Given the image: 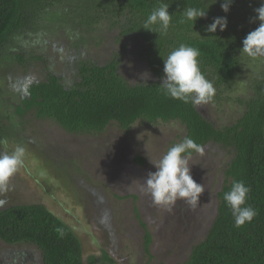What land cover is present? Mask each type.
Returning a JSON list of instances; mask_svg holds the SVG:
<instances>
[{"label":"trees","instance_id":"1","mask_svg":"<svg viewBox=\"0 0 264 264\" xmlns=\"http://www.w3.org/2000/svg\"><path fill=\"white\" fill-rule=\"evenodd\" d=\"M234 0L230 6L245 22L255 0ZM261 1V0H260ZM224 0H0V61L25 65L37 58L20 43L24 35L34 40L57 29L68 33L72 55L70 73H48L43 81L30 83L25 95L16 103L5 97L4 80L0 78V98L14 107L11 115L23 116L34 111L37 118L55 121L69 133H102L111 123L128 130L137 122L156 124L177 121L190 137L204 147L219 143L232 148L225 170L226 180L218 193L216 216L205 236L196 244L186 261L180 264H264V69L249 84L251 95L238 98L244 106L240 117L230 126L216 128L198 106L167 96L162 89L163 59L180 45L199 50L200 71L215 92L231 84L241 65L242 41L259 23L238 28L236 20L227 17L224 31L208 33L206 28L219 15ZM161 4L169 5L172 20L167 31L158 25L154 32L143 29L149 14ZM207 10L206 18L193 24L184 21V9ZM120 37L134 36L144 41L140 51L157 80L130 84L120 73L122 51L108 62L97 63L79 56L88 41L86 35L98 30L102 22ZM39 58V57H38ZM69 77L71 83L65 82ZM217 97V95H216ZM215 97V98H216ZM6 114V113H5ZM7 116V115H6ZM9 117V116H8ZM0 117V142L5 127ZM9 130V128H8ZM195 154V152L193 153ZM144 164L143 158H136ZM233 181H243L250 188L245 206L256 216L237 227L224 194ZM0 239L7 244L35 245L42 264H84L80 239L73 229L43 204H15L0 209ZM145 247L151 243L146 234ZM88 264H115L102 251L101 258L91 256Z\"/></svg>","mask_w":264,"mask_h":264},{"label":"rangeland","instance_id":"2","mask_svg":"<svg viewBox=\"0 0 264 264\" xmlns=\"http://www.w3.org/2000/svg\"><path fill=\"white\" fill-rule=\"evenodd\" d=\"M260 5L261 1L255 0L245 22L233 10H220L219 15H229L228 20H236L240 28L260 23L252 22L254 10ZM70 37L59 29L45 32L36 40L29 34L21 36L20 43L37 58L25 65L0 61L5 97L18 103L30 83L45 80L48 73L69 74L73 67L69 62ZM86 39L88 43L79 53L83 59L104 64L122 51L124 42L122 76L130 84L158 79L141 58L144 41L134 36L121 38L120 30H110L105 21ZM262 69L264 57L251 58L241 52L240 69L231 84L215 92L209 103L198 106L202 114L218 129L235 123L244 109L238 98H249V84ZM146 71L148 79L142 77ZM69 79L66 75L65 82L71 83ZM8 105L0 98V117L7 134L0 142V155H11L17 146L23 147L25 154L8 189L0 191V209L43 204L80 239L84 264L91 256L101 258L102 251L115 264H180L205 238L216 216L218 193L226 180L232 148L212 142L203 147L202 156L193 154V179L205 187L200 205L193 210L177 200L168 211L154 205L140 185L149 172L156 171L153 163L185 138L186 128L181 123L137 122L128 130L111 123L102 133L75 134L53 120L37 118L34 111L11 115L14 107ZM136 158H143L145 163L139 164ZM146 234L151 237L148 250ZM0 264H42V257L35 245H10L0 239Z\"/></svg>","mask_w":264,"mask_h":264},{"label":"clouds","instance_id":"3","mask_svg":"<svg viewBox=\"0 0 264 264\" xmlns=\"http://www.w3.org/2000/svg\"><path fill=\"white\" fill-rule=\"evenodd\" d=\"M233 2L234 0H224L220 5L221 9L228 13ZM168 9V4H161L154 9L147 17L143 29L154 32L150 26L158 25L167 31L172 20V14ZM254 11L256 16L252 22L258 20L260 23L243 39L241 51L251 58H258L264 57V0H261L260 7ZM182 15L184 21L195 24L198 18H206L207 10L188 7L184 9ZM226 27V16L215 17L206 31L216 33L218 28L224 31ZM199 55L198 49L180 45L163 59L164 75L161 77L160 85L167 96L184 103H191L193 106L210 102L215 95V88L200 71ZM142 77L148 79L150 74L146 71ZM194 152L202 156L204 149L190 137H185L180 143L170 147L159 161L155 163L151 161L156 171L149 172L140 188L142 192L151 196L154 205L163 206L168 211H171L177 200H183L193 210L200 205V196L205 191V187L196 182L192 176L190 160ZM24 154L25 149L17 146L11 155H0V191L8 189L10 179L23 162ZM249 192L250 188L243 181H233L231 190L224 194V200L232 212L237 227L251 222L257 214L251 206H245Z\"/></svg>","mask_w":264,"mask_h":264}]
</instances>
